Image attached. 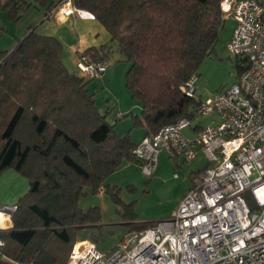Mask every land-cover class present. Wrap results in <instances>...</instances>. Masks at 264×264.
<instances>
[{
	"label": "trees",
	"instance_id": "1",
	"mask_svg": "<svg viewBox=\"0 0 264 264\" xmlns=\"http://www.w3.org/2000/svg\"><path fill=\"white\" fill-rule=\"evenodd\" d=\"M74 4L92 11L110 34L109 44L84 52L106 60L116 44L130 64L126 84L142 108L134 126L153 135L183 116L195 117L203 99L189 96L182 85L198 76L215 49L227 19L220 0ZM30 5V0H7L3 7L17 22ZM36 28L31 25L13 48L0 49V179L14 169L29 181L16 202L12 227L0 233L5 240L0 264H66L82 231L101 220L99 206L80 207L87 188L103 189L122 204L120 186L107 179L124 162L141 163L131 132L119 134L108 111L98 109L88 87L93 79L70 71L63 42ZM128 210L134 220L129 232L155 223L136 221L133 203Z\"/></svg>",
	"mask_w": 264,
	"mask_h": 264
},
{
	"label": "built area",
	"instance_id": "2",
	"mask_svg": "<svg viewBox=\"0 0 264 264\" xmlns=\"http://www.w3.org/2000/svg\"><path fill=\"white\" fill-rule=\"evenodd\" d=\"M226 18L236 21L228 50L239 59L238 81L202 100L198 116L216 113L194 136L183 116L146 135L133 149L142 170L152 175L160 151L190 162L202 151V178L183 196L172 216L129 232L109 253L78 240L66 264H264V0H220ZM59 20L70 15L96 19L74 0L51 9ZM107 60L82 51L77 67L87 78L101 79ZM198 76L182 90L199 98ZM100 194L104 192L101 189ZM17 204L0 203V233L12 226ZM5 240L0 237V252Z\"/></svg>",
	"mask_w": 264,
	"mask_h": 264
},
{
	"label": "rangeland",
	"instance_id": "3",
	"mask_svg": "<svg viewBox=\"0 0 264 264\" xmlns=\"http://www.w3.org/2000/svg\"><path fill=\"white\" fill-rule=\"evenodd\" d=\"M5 18L6 14L3 16L0 10V25L4 27L3 30L0 27V39L2 33L6 31L2 43L0 42L1 45L10 42L9 39L15 35L14 23H17ZM23 24L21 23L20 28ZM97 24L100 27L103 26L100 22ZM235 25V19H226L220 30L219 40L214 51L205 58L199 69L198 94L204 99L238 81L239 59L227 48ZM9 26H11L10 29L7 28ZM37 31L44 33L42 28ZM107 63V70L103 77L93 79L89 84L90 90L95 94L97 107L103 113L108 111L107 119L115 126V130L119 134L130 131L131 135L134 134L136 138H140L143 128L134 126V115L140 114L142 108L139 102L132 98L128 90L126 72L130 64L119 52L116 44L109 53ZM66 65L71 71L80 73L77 66H70L68 63ZM212 117H216V114L196 115L192 121L193 124L206 125ZM185 131L187 132L188 129ZM160 152L159 166L157 165L152 175H146L143 172L140 162L127 161L108 177L107 183L120 186V197L124 201L122 204L115 202L106 192L93 193L87 188V193L80 198V207L83 210H88L93 206H99L101 220L98 226L84 229L82 236L77 238L74 244L78 240L84 239L83 236H89L92 237L101 252L112 251L129 233V228L134 221L127 215L130 203H133L134 210L138 214L136 221L157 222L172 216L192 183L202 178V170L199 173L197 171L204 167L207 158L205 154L199 153L195 160L187 162L180 156H172L165 149ZM20 176L29 184L25 176Z\"/></svg>",
	"mask_w": 264,
	"mask_h": 264
},
{
	"label": "crops",
	"instance_id": "4",
	"mask_svg": "<svg viewBox=\"0 0 264 264\" xmlns=\"http://www.w3.org/2000/svg\"><path fill=\"white\" fill-rule=\"evenodd\" d=\"M6 1L7 0H0V10L3 16L4 14H6L5 19L7 20L8 19L7 11L3 7L6 4ZM59 1L60 0H30L31 2L30 7H28L25 11H23L17 23H14L13 29H14L15 35L12 37V39L11 38L9 39L10 44L9 43L2 44V45L0 44L1 45L0 49L7 50V49L13 48L14 45L17 43V41L20 40L27 33L31 25H37L36 30H38L39 28L40 29L42 28L45 34L55 35L63 42L64 44V57L63 58L65 61V64L68 63L70 64V66H75V67L77 66L76 64L78 61L79 52L85 51L89 47L95 46L99 48L103 44L110 43V34L107 32L104 26H102L103 28L98 26L97 23L99 21H97L96 19H83L76 15H70L64 20H59L54 14H51V9L54 7L55 3ZM51 3H53L54 5L50 7ZM21 23H24L22 25V28H20ZM0 27H2V25H0ZM10 27L11 26L7 28L10 29ZM3 29L4 27H2V30ZM5 32L6 31L2 33V38ZM2 38L0 39V42L3 40ZM108 56L106 57V60ZM77 73L80 74L78 71ZM201 98L204 99L202 96ZM139 105L141 104L139 103ZM212 114H216V113H212ZM212 114H209V115H212ZM212 120H218L217 114H216V117H212L210 119L209 123H211ZM209 123H207L206 125H208ZM206 125H202L201 123L192 124L190 127L185 129V130L188 129V131L186 132L184 130V132L188 136H194L201 127H204ZM142 130H143V134L140 138H136V136L132 134V138L136 143H139L142 140V138L145 136V129L143 128ZM199 153L204 154L202 151H199ZM159 163H160V160H159ZM207 164L208 162H206L204 167L200 169L202 170V173H203L204 168L207 166ZM20 175L21 174H19L14 169H8L3 173L0 179V203L1 204L16 203L19 197L28 190L29 184H27V182ZM195 183L196 181L192 183L189 189ZM93 227L94 226H92V228ZM83 237L93 240L92 237H89V236H83Z\"/></svg>",
	"mask_w": 264,
	"mask_h": 264
}]
</instances>
